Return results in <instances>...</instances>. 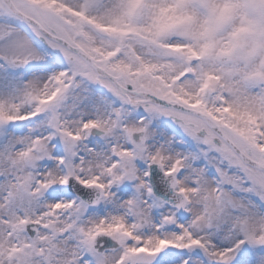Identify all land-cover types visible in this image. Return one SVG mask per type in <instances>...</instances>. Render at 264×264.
<instances>
[{"label":"snow or ice","instance_id":"snow-or-ice-1","mask_svg":"<svg viewBox=\"0 0 264 264\" xmlns=\"http://www.w3.org/2000/svg\"><path fill=\"white\" fill-rule=\"evenodd\" d=\"M0 264H264V0H0Z\"/></svg>","mask_w":264,"mask_h":264}]
</instances>
